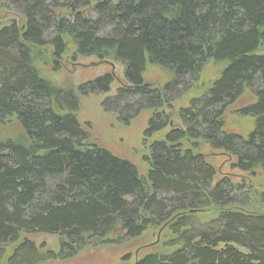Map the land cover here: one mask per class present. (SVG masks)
<instances>
[{
	"label": "trees",
	"instance_id": "obj_1",
	"mask_svg": "<svg viewBox=\"0 0 264 264\" xmlns=\"http://www.w3.org/2000/svg\"><path fill=\"white\" fill-rule=\"evenodd\" d=\"M6 1L23 22L0 28V127L16 121L24 139L0 140V264L64 261L151 231L160 250L133 264H264V0ZM64 58L122 66L102 110L124 125L149 111L144 140L185 98L180 127L147 148L145 180L76 118L113 76L72 88L41 75ZM208 65L219 70L204 85ZM156 71L166 81L147 86ZM227 113L250 119L245 137L224 131ZM204 147L249 181L216 172ZM39 234L58 236V251L37 247Z\"/></svg>",
	"mask_w": 264,
	"mask_h": 264
},
{
	"label": "rangeland",
	"instance_id": "obj_2",
	"mask_svg": "<svg viewBox=\"0 0 264 264\" xmlns=\"http://www.w3.org/2000/svg\"><path fill=\"white\" fill-rule=\"evenodd\" d=\"M7 5L8 3L6 0H0V28L11 21L21 26L23 22L22 18L12 7H8ZM218 70L219 68L216 66L208 65L203 74V77H206L204 85L207 83V80L216 77ZM105 73L113 76V83L110 86L109 92L104 95H91L86 98H80L76 118L82 128L89 133L92 142L96 143L98 147L104 149L112 156L131 164L137 171L139 177L145 180L147 165L144 162V157L148 154L147 148L154 141H161L171 128L180 127L176 112L177 109L180 108L179 103L186 102H184L185 98L182 97L176 102L172 110L168 107L161 110L165 115L171 114L165 129L144 140V131L151 115L149 111H142L137 117L132 119L128 125H124L118 120L120 117L119 115L105 113L102 110L103 100L115 96L117 90L122 86L121 84L124 83L123 68L120 64L115 63L111 65L106 62L99 63L91 58H78L76 62L72 64L67 58H64L61 64V71L58 74L52 73L49 68L45 67L41 75L56 81L58 84L64 86L71 85L72 88H76ZM66 78L69 82L66 81ZM165 81L166 76L158 71L147 72L144 78L145 84L150 85H157V83L162 85ZM153 87L157 88V86ZM232 109L235 110V108ZM123 115L125 114L122 113L121 116ZM222 121L226 133L245 137L251 130V121L248 118L237 117L234 114L231 115L227 113L223 116ZM6 138L24 139V134L16 121L7 122L0 127V140ZM201 152L207 155V161L212 164L216 172L239 176V178L235 179V182L238 183H247L249 181L246 174L235 169L233 165L235 163L231 165V161L225 163L226 158L220 157L218 155L219 153L212 154L207 147H204ZM254 182L258 186L264 185V173L257 174ZM33 239L37 247L43 246L44 250L58 251V236L39 234L33 236ZM159 241L155 231H151L139 240L124 242L118 246L101 245L87 247L70 259L46 264H133L138 251L142 248L149 247V251H159ZM126 256L128 257L124 260Z\"/></svg>",
	"mask_w": 264,
	"mask_h": 264
},
{
	"label": "water",
	"instance_id": "obj_3",
	"mask_svg": "<svg viewBox=\"0 0 264 264\" xmlns=\"http://www.w3.org/2000/svg\"><path fill=\"white\" fill-rule=\"evenodd\" d=\"M109 64H110V63H109ZM95 65H96V64H95ZM95 65H94V66H95Z\"/></svg>",
	"mask_w": 264,
	"mask_h": 264
}]
</instances>
